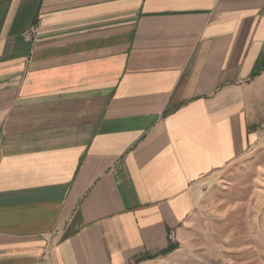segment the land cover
I'll list each match as a JSON object with an SVG mask.
<instances>
[{
  "label": "crops",
  "instance_id": "1",
  "mask_svg": "<svg viewBox=\"0 0 264 264\" xmlns=\"http://www.w3.org/2000/svg\"><path fill=\"white\" fill-rule=\"evenodd\" d=\"M262 127L264 0H0V264H179Z\"/></svg>",
  "mask_w": 264,
  "mask_h": 264
},
{
  "label": "rangeland",
  "instance_id": "2",
  "mask_svg": "<svg viewBox=\"0 0 264 264\" xmlns=\"http://www.w3.org/2000/svg\"><path fill=\"white\" fill-rule=\"evenodd\" d=\"M260 134L255 167L234 169L208 186L189 230L175 236L179 264H264V127Z\"/></svg>",
  "mask_w": 264,
  "mask_h": 264
},
{
  "label": "trees",
  "instance_id": "3",
  "mask_svg": "<svg viewBox=\"0 0 264 264\" xmlns=\"http://www.w3.org/2000/svg\"><path fill=\"white\" fill-rule=\"evenodd\" d=\"M175 249H176V247L170 245L167 249L160 251V252H157L154 255H146V256L141 257L137 262L153 259V258H156L159 256H167V255L171 254Z\"/></svg>",
  "mask_w": 264,
  "mask_h": 264
},
{
  "label": "built area",
  "instance_id": "4",
  "mask_svg": "<svg viewBox=\"0 0 264 264\" xmlns=\"http://www.w3.org/2000/svg\"><path fill=\"white\" fill-rule=\"evenodd\" d=\"M170 240H171V242L175 241V235L174 234L170 235Z\"/></svg>",
  "mask_w": 264,
  "mask_h": 264
}]
</instances>
